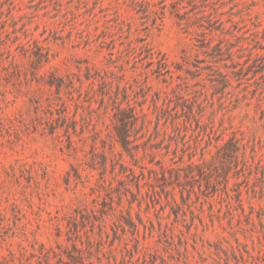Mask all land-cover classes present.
Instances as JSON below:
<instances>
[{"label":"rangeland","instance_id":"1","mask_svg":"<svg viewBox=\"0 0 264 264\" xmlns=\"http://www.w3.org/2000/svg\"><path fill=\"white\" fill-rule=\"evenodd\" d=\"M232 138L238 157L186 176ZM41 246L264 264V0H0V254Z\"/></svg>","mask_w":264,"mask_h":264},{"label":"trees","instance_id":"2","mask_svg":"<svg viewBox=\"0 0 264 264\" xmlns=\"http://www.w3.org/2000/svg\"><path fill=\"white\" fill-rule=\"evenodd\" d=\"M53 83V82H52ZM63 85V81L60 80L58 86L61 88ZM66 109L62 108L60 112V118L63 120L68 119L69 117L65 113ZM141 115L133 108H125V107H118L117 112L115 113V119H116V126H115V131H116V136L118 142L121 144L123 151L127 153L131 158L135 159L136 158V151L138 149V145L134 143L135 139H132V132L133 130L137 127V123L139 120V117ZM51 132H54V128H52ZM231 151L230 154L227 152V150ZM240 145L239 142L232 138L229 141H227L220 150H222L221 153H218V156L213 157L211 161H203L202 163H198L195 161H191L188 164V168L190 171L187 173V177H191L196 179V176H205L206 171L204 170L207 166H212L215 164V162L218 160V158L226 157L229 156L231 159L239 156L240 152ZM220 152V151H219ZM194 168L198 169V173H194ZM209 173V172H208ZM165 177V174H164ZM77 247V248H76ZM40 255L38 264H51L50 263V258L51 254L48 249L45 247L41 246L40 248ZM75 249L80 253L81 255V250H79L78 246H75ZM66 253V256L64 254ZM36 255V253L31 254L28 258H32ZM54 257H56V262L58 264H82V260L78 259L74 254H70L66 251L60 250L54 251ZM0 264H10V259L8 258L7 255H1L0 254ZM15 264V263H13ZM21 264H33L29 259H27L26 262H22Z\"/></svg>","mask_w":264,"mask_h":264}]
</instances>
